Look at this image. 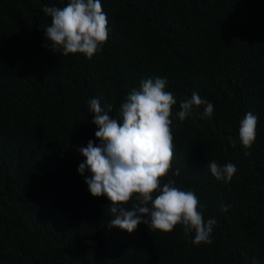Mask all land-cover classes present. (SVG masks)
<instances>
[{"label":"trees","instance_id":"1","mask_svg":"<svg viewBox=\"0 0 264 264\" xmlns=\"http://www.w3.org/2000/svg\"><path fill=\"white\" fill-rule=\"evenodd\" d=\"M68 2L0 0V264H264V0H101L110 35L91 59L54 52L46 38L42 9ZM155 77L177 100L175 158L161 183L196 193L205 220L217 221L211 244H194L182 226L110 228L112 202L92 196L91 172L78 171L79 149L101 143L88 101L112 105L105 112L119 120L131 90ZM193 92L214 112L194 105L181 121ZM249 112L258 134L245 148ZM212 160L236 165L230 182L212 176Z\"/></svg>","mask_w":264,"mask_h":264},{"label":"clouds","instance_id":"2","mask_svg":"<svg viewBox=\"0 0 264 264\" xmlns=\"http://www.w3.org/2000/svg\"><path fill=\"white\" fill-rule=\"evenodd\" d=\"M42 11L51 18L44 32L54 52L62 51L64 56L79 53L91 59L109 39L101 0H69L66 6H45ZM167 84L166 78L142 79L139 89H132L122 103L119 120L105 112V108L112 112V105L102 107L99 98L90 99L89 112L94 113L95 136L101 143L97 146L90 140L79 149L85 160L78 171L81 175L91 172L85 182L92 196H107L112 202L111 212L118 215L110 228L133 233L144 223L154 231L170 233L182 226L185 237L191 236L194 244H211L217 221L205 220V205L196 193L177 187L174 180L161 183L172 172L175 158L171 116L177 100L166 90ZM201 104L205 105L204 115L211 117L214 105L193 92L190 99L180 102L179 119L185 120L193 106ZM257 134L258 117L249 112L240 121L239 139L245 148H251ZM206 167L225 183L238 170L233 163L221 166L215 160ZM174 174L179 175V170ZM133 200L130 209L122 206ZM228 207L221 205L220 211L227 212Z\"/></svg>","mask_w":264,"mask_h":264}]
</instances>
